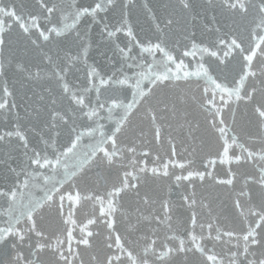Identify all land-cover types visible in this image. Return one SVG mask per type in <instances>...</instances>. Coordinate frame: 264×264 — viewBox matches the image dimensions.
Here are the masks:
<instances>
[{
	"label": "snow or ice",
	"instance_id": "6c2138e0",
	"mask_svg": "<svg viewBox=\"0 0 264 264\" xmlns=\"http://www.w3.org/2000/svg\"><path fill=\"white\" fill-rule=\"evenodd\" d=\"M0 264H264V0H0Z\"/></svg>",
	"mask_w": 264,
	"mask_h": 264
}]
</instances>
